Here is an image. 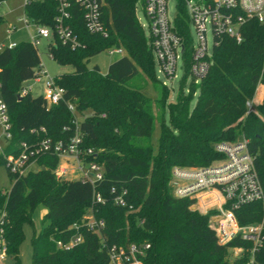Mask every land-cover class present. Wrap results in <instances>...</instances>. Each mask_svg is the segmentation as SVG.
<instances>
[{"label":"trees","instance_id":"obj_1","mask_svg":"<svg viewBox=\"0 0 264 264\" xmlns=\"http://www.w3.org/2000/svg\"><path fill=\"white\" fill-rule=\"evenodd\" d=\"M6 1L0 0V5ZM98 2L109 38L91 35L83 11L74 5L70 25L83 46L71 50L58 41L50 53L59 65L75 69L56 78L57 84L65 89L66 101L74 103L81 114L92 111L81 122L84 145L97 153L88 160L104 165V179L95 186L81 180H59L55 176L59 159L54 155L41 156L37 172L19 179L11 175L15 179L11 190L0 192L6 255L21 264L23 227L33 225V215L42 206L47 210V224L32 238V264H109L108 248L130 244L149 245L139 258L140 264H246L245 253L232 261L224 258L228 250L249 245L239 238L219 245L209 228L208 214L192 210L193 200L174 198L169 181L173 167L208 166L221 158L214 151L218 142L243 136L264 191V25L246 24L239 44L226 37L220 40L212 52V66L199 86H191L187 95L180 92L176 101L166 106L169 125L163 113L158 118L154 152L150 145L156 119L153 105L131 84L138 76L156 82L152 51L136 19L138 0ZM56 14L54 0H32L25 6V16L43 26L53 27ZM178 23V32L185 38L187 16L182 9ZM112 47L123 48L125 56L111 64L107 74H101L98 67H87L91 57ZM189 50L185 41L187 63ZM40 65V55L30 42L0 52V93L12 124L9 154L22 142L41 139L43 135L31 133L41 127L55 141L71 136L63 130L73 119L65 103L47 109L41 96L29 94L18 99L23 84L32 79ZM255 92L256 100L263 96L262 102L255 107L256 113L246 114L245 103ZM166 99L165 92L160 101ZM1 164L5 165L2 158ZM95 193L104 198V204L94 203ZM120 195L124 207L115 204ZM90 210L105 222L100 235L83 227ZM235 218L240 226L263 223V244L256 260L264 264L262 204L244 205L235 212ZM74 225L81 226L83 242L70 250L58 249V241L67 242L76 234Z\"/></svg>","mask_w":264,"mask_h":264},{"label":"built area","instance_id":"obj_2","mask_svg":"<svg viewBox=\"0 0 264 264\" xmlns=\"http://www.w3.org/2000/svg\"><path fill=\"white\" fill-rule=\"evenodd\" d=\"M32 0H26L25 6ZM57 4V14L53 27H47L36 23L25 16L26 28H34L31 34V45L38 51L44 42L50 57L51 47L57 42L71 50H77L83 46L79 37L71 28L73 6H78L83 11L84 24L91 35L109 38L110 31L103 18L102 5L98 0H54ZM177 12L171 18L168 12V0H138L146 25L141 24V29H147L145 35L151 48L154 66L157 73L167 80L176 78L177 62L181 60L186 77L190 78V84L198 87L202 79L208 74L212 66V52L223 37L239 44L243 41V28L250 22L264 25V0H175ZM136 5V6H137ZM181 9L187 16L185 38L179 34L178 23ZM179 24V25H178ZM188 24H191L196 33V42L193 44L189 38ZM17 28L10 30L14 33ZM211 34L212 45L209 48L207 34ZM185 41L190 49L189 62H186ZM18 43L9 45L2 44L0 52L5 49H14ZM110 56H125L121 47L108 48ZM156 76V73H155ZM28 81L42 84L47 109L65 103L73 119L70 125L64 127V131L71 133L67 140L55 141L47 136V130L41 127L32 130V134H41L43 137L37 142H22L13 153H7L12 140V124L8 113V106L0 93V158L5 161V166L10 175L15 179L25 177L30 172L39 170L38 160L44 155H54L59 159L55 170V176L59 180H66L70 175L79 176L72 180H81L95 186L104 179V165L89 161V157L96 155L94 149L84 145L85 135L82 131L81 122L85 117L78 111L76 105L66 101L65 89L57 84V79L52 78L45 66L35 69L34 76ZM27 82V81H26ZM25 82V83H26ZM162 86L166 87L164 83ZM261 86V85H259ZM258 86V87H259ZM257 87V89H258ZM256 89V92H257ZM33 87H23L19 97L32 95ZM256 92L253 98L245 103L246 114L256 113L255 107L261 100H256ZM40 97V96H38ZM11 150V148H10ZM214 151L221 156L208 166L199 168L173 167L169 185L176 199H190L195 202L203 201L205 214L208 210L216 212L217 222L211 223L209 228L215 233L217 243L226 245L235 238L246 242L248 248H232L241 257L247 255L246 264H258L256 257L263 244V223H254L240 226L235 218V212L244 205L260 202L264 208V191L260 185L254 165V157L249 151L248 140L239 136L235 141H221L214 146ZM71 161L77 164L71 169ZM36 166L37 170H32ZM94 203L104 204L105 200L95 193ZM115 204L124 207L122 196L115 199ZM210 208V209H209ZM87 231L100 235L105 228V222L94 217L93 212L85 216ZM5 211L0 216V243L3 256L6 255L5 245ZM76 234L67 242L58 241L57 248L70 250L83 242L80 233L81 226L74 225ZM149 245L137 247L133 244L125 247L113 246L107 249L109 264H140L139 258Z\"/></svg>","mask_w":264,"mask_h":264},{"label":"rangeland","instance_id":"obj_3","mask_svg":"<svg viewBox=\"0 0 264 264\" xmlns=\"http://www.w3.org/2000/svg\"><path fill=\"white\" fill-rule=\"evenodd\" d=\"M25 4L26 0H7L5 3L0 5V16L3 17V22L0 24V47L2 44L9 45L12 42L18 44L22 42H30L31 34L35 33L33 27L30 30L26 28L25 23ZM168 12L169 16L173 18L176 15V1L168 0ZM136 18L140 21L141 24L146 25V20L143 16V12L139 5L136 6ZM17 28L14 33H10V30ZM188 33L189 38L195 44L196 42V33L191 24H188ZM144 34L147 36L148 31L144 29ZM207 41L209 48L211 49L212 38L211 34H207ZM47 42H44L43 45L39 48V55L41 62L45 66V69L52 78H58L63 74H71L75 71L73 66H61L55 60H53L47 48ZM122 56L114 55L110 56L107 50L91 57L87 63L89 69L98 67L101 74L105 75L108 72L109 66L119 60ZM156 73V82L152 83L147 81L144 77L138 76L135 77L131 84L142 91V93L151 101L153 105V114L155 115L154 130L150 137V145L153 148V151L156 152L158 145L159 137V124L158 118L163 113V120L166 125H169V116L166 106L168 103L175 102L178 94L181 92L184 95H187L191 91L190 78L186 77L183 69L181 60L177 62L176 78L174 80H167L163 75L157 73V67L155 69ZM162 83L166 87L162 86ZM32 86L33 97H38L44 95V87L42 84H35L33 81H27L24 83V87L28 88ZM166 90H164V88ZM195 87V86H194ZM166 92L167 99L160 101L163 93ZM198 91L195 92L193 100L191 103V108L194 106ZM163 107V110L161 107ZM92 114V111L87 110L82 114V117H86ZM77 164L71 161V169L76 168ZM32 170H37V167L34 166ZM79 176V173L76 175H68L66 180H72ZM15 179L9 174L5 165H0V192L7 193L11 190ZM3 208V207H2ZM0 208V216L3 212V209ZM210 209V208H209ZM47 210L40 206L35 211L33 215V225L25 224L23 227L24 238L20 245V259L21 264H32L33 263V247H32V238L35 234H39L47 223L44 222V216ZM209 220L211 223L217 222L218 218L216 217V212L214 210H208L207 212ZM204 215V214H202ZM239 257L233 250H228L225 255V260L232 261ZM0 264H15L14 258L11 256H3V252L0 249Z\"/></svg>","mask_w":264,"mask_h":264},{"label":"crops","instance_id":"obj_4","mask_svg":"<svg viewBox=\"0 0 264 264\" xmlns=\"http://www.w3.org/2000/svg\"><path fill=\"white\" fill-rule=\"evenodd\" d=\"M259 87H262L263 88V86H259ZM263 92H264V88H263ZM263 97V96H262ZM262 101V100H261ZM261 102H259L258 103V105L260 104ZM205 208H206V206H205V204L203 203V201H197V202H195V204L194 205H192L191 206V209L192 210H196V211H198L200 214H204L205 213ZM216 237V236H215Z\"/></svg>","mask_w":264,"mask_h":264},{"label":"water","instance_id":"obj_5","mask_svg":"<svg viewBox=\"0 0 264 264\" xmlns=\"http://www.w3.org/2000/svg\"><path fill=\"white\" fill-rule=\"evenodd\" d=\"M19 101H21L23 99V97H18Z\"/></svg>","mask_w":264,"mask_h":264}]
</instances>
